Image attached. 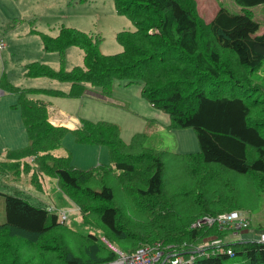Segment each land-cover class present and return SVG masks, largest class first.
<instances>
[{"label":"trees","instance_id":"1","mask_svg":"<svg viewBox=\"0 0 264 264\" xmlns=\"http://www.w3.org/2000/svg\"><path fill=\"white\" fill-rule=\"evenodd\" d=\"M232 1L241 12L221 7L206 23L195 0H113L117 14L135 26L116 33L121 52L102 54L98 36L62 27L54 38L41 35L43 51L57 52L63 61L65 50L77 47L82 65L70 71L37 62L26 65L27 77L68 82L67 93L22 89L0 77V91L17 98L12 108H18L27 138L26 146L4 150L0 172L18 180L30 171L28 183L38 191L43 190L44 176L55 177L84 224L113 241L106 250L96 235L77 232L25 196L0 193L5 212L0 264H23L24 256L32 260L38 238L43 241L38 246L42 254L59 253L61 264H109L117 252L131 255L154 244L164 252L161 263L169 257L163 264H171V255L186 259L208 237L224 236L216 226L192 227L203 216L224 214L221 202L232 196V212L244 201L264 195V92L254 80L264 64V32L258 33L260 24L249 11L264 0ZM114 79L140 83L142 97L169 115L171 128L194 131L198 152L178 157L176 171H169L163 160L167 153L148 149L144 133L127 144L115 124L80 120L70 131L75 141L107 146L109 163L87 170L71 166L68 152L60 154L67 129L52 125L47 103L31 95L80 99L87 94L86 84L104 95ZM167 172L172 187L164 181ZM231 174L247 177L246 191L235 186ZM118 193L124 206L116 201ZM130 198L135 205L132 215ZM63 244L77 253L72 248L68 252L73 255H68ZM200 250L205 251L194 253L192 264H264V242L253 239Z\"/></svg>","mask_w":264,"mask_h":264},{"label":"rangeland","instance_id":"2","mask_svg":"<svg viewBox=\"0 0 264 264\" xmlns=\"http://www.w3.org/2000/svg\"><path fill=\"white\" fill-rule=\"evenodd\" d=\"M195 2L199 16L206 23L211 21L217 10L221 7L231 13L241 12L240 7L232 0H195ZM249 11L260 24L258 33L264 32V4L250 8ZM10 13L14 14L15 17H11ZM18 13H25L31 17L25 20L15 19ZM63 26L98 36L100 38L98 48L105 55H112L122 51V46L115 39L117 32L133 31L135 29L132 21L127 16L117 14L113 0H0V40L5 43V48L0 55V77H3L14 86L24 87L34 84L43 88L66 92L69 86L68 82L52 80L47 77L28 78L24 74L25 65L31 61L45 63L55 70L59 69L62 65L66 71L71 70L74 66L82 65V52L77 47H68L67 58L65 51L63 63L59 62L57 52L42 51L41 35L54 38L59 35ZM254 80L262 87L260 89L261 92H264V64L254 76ZM85 86L87 87V94L85 96L78 100L56 97L57 99L51 100L53 108L62 109L66 114L70 113V118H80L81 120L93 123L105 122L115 124L120 131L121 140L127 144L134 135L144 133L147 135L145 146L148 149H152L157 153H167L166 155L163 154L165 156L163 160L166 167L170 169L169 171H176L175 164L178 157L193 156L198 152L199 148L194 131L191 128H171L169 115L152 107L142 97L140 83L127 84L126 80L114 79L110 84L109 90L104 95L100 94L99 88L88 84ZM0 99H3V102H6L8 99H16L13 105L17 103V98L13 95H2ZM14 109L19 111L18 108ZM50 116L55 117V120H67L66 116L58 112L52 111ZM70 125L66 124V127ZM15 131V128H13L11 132L12 134L15 133L16 137L19 132L16 131V133ZM7 140L9 141L10 138L3 140L0 136V161L4 160V149L19 148L14 147L17 146L14 145L16 144L14 142L9 143L13 145H8L13 147L5 148ZM25 140L27 144L26 136ZM61 145L63 147L60 153L68 152L67 155H70V165L74 168L87 170L109 163L107 146L102 144L80 145L75 141L72 132H63ZM103 151H105V154ZM105 156L106 159H104ZM27 161L31 163L32 159L28 158ZM29 173L21 174L19 179L15 180V176L0 172V193L25 196L30 203L46 209H51L56 205V209L61 210L59 208L65 206L63 205L65 199L70 204L71 210L70 214L66 215L65 224L79 233L96 235L100 244L103 247L106 246V250L113 247L111 243L113 242L112 238L107 234L100 232L89 224H84L76 206L57 187V179L55 177L44 176L43 184L50 189L46 190L47 192H40L29 185L28 181L31 180V172L29 171ZM231 175L236 177L234 179L235 186L243 188L246 191L247 177ZM164 176V181L168 183V186L172 187L169 181L170 177L172 178L171 173L167 172ZM177 184L173 183V185ZM184 199L185 196H183ZM255 200L250 198L243 202L239 210L232 211L241 213L243 217L249 220V228L247 227L246 229L238 228L236 223L220 225L214 222L210 224V219L217 220V216H203V218H200L196 223L200 226H206V228L210 225L216 226L219 231L221 230L224 233V236L221 238H217L216 236L208 237L201 243L200 247L193 250L194 252L191 251L189 256L194 253L198 254L200 249H206L210 246L220 247L223 244H231L243 239L259 241L260 236L264 234V195ZM116 201L124 206L121 193L116 195ZM129 205L132 207V210L128 211V213L132 215L135 211V205L131 198ZM219 207L221 210H224L223 213H230L228 209L232 208V196L227 201L221 202ZM122 218L125 219L123 216ZM4 221V202L0 195V224ZM36 241L35 244L38 248L43 241L39 238ZM63 245L64 247L61 246V249L67 250L68 255H73L71 251L68 252V249L72 250L73 247L66 249V245ZM74 245L78 246L79 244L73 243ZM37 248L36 252L32 250V253H35V257L32 260L26 261L24 256L21 263L61 264L63 262L62 259L57 257L59 253L51 252L43 255L42 251ZM73 251H75L74 248ZM17 256H19L18 253ZM166 259L164 258V260Z\"/></svg>","mask_w":264,"mask_h":264},{"label":"crops","instance_id":"3","mask_svg":"<svg viewBox=\"0 0 264 264\" xmlns=\"http://www.w3.org/2000/svg\"><path fill=\"white\" fill-rule=\"evenodd\" d=\"M12 16L11 17H15L14 16V14H12V13H10ZM29 17H31L30 15H27V14H25V13H22V14H20V13H18L17 15H16V18L15 19H23V20H25V19H28ZM64 27V26H63ZM41 45H42V41H41ZM7 47H8V45H7ZM68 50H69V48L67 49V50H65L66 51V58H67V53H68ZM42 51H43V49H42ZM45 52V51H44ZM82 52V51H81ZM2 53V52H1ZM1 53H0V55H1ZM58 54V53H57ZM64 55H65V53H64ZM58 59H59V62L60 63H63V61H64V59H63V61L62 60H60V57H58ZM34 62H37V63H40V64H44V65H47V64H45V63H41V62H38V61H31V62H29V63H27V64H30V63H34ZM26 64V65H27ZM26 65H25V73H26ZM48 66V65H47ZM48 67H50V66H48ZM75 67V66H74ZM51 68V67H50ZM52 69V68H51ZM60 69H62L63 71H66L63 67H62V65H61V67L59 68V69H57V70H55V69H53V70H55V71H58V70H60ZM72 69V68H71ZM68 71H70V70H68ZM24 73V74H25ZM26 76V75H25ZM27 77V76H26ZM28 78H30V77H28ZM35 78H39V77H35ZM10 83V82H9ZM11 84V83H10ZM14 86V85H13ZM15 87H19V86H15ZM69 87H70V84H69V86H68V90H69ZM19 88H22V89H48V90H57V89H50V88H43V87H41V86H36V85H34V84H32V85H30V86H24V87H19ZM68 90L66 91V92H64V91H61V90H57V91H61V92H63V93H67L68 92ZM4 96V94L0 91V96ZM5 96H11V95H5ZM14 96V95H13ZM31 98H33V99H37V100H40V101H43L44 103H47V105H48V113H49V116H48V121L52 124V125H54V126H59V127H64V128H66L67 129V131H72L73 129H75L78 125H79V122H80V118H74V117H71L70 118V113H68V114H66V112L64 111V110H62V109H57V108H53L54 106H52V99H57V98H61V97H52V96H48V95H44V94H32L31 95ZM93 98H96V97H93ZM63 99H69L70 100V98H63ZM3 99H0V136H1V138L3 139V140H6V138H10V140L8 141L7 140V144H5V148H7V147H13V146H8V145H13V144H9V143H16V144H14V145H17V146H14V147H19L20 148V146H24L25 144H26V140H25V133H24V129H23V127H21L22 126V122H21V119H20V116H19V111H17L16 109H14V108H12V105H13V103L16 101V99H8L6 102H3L2 101ZM76 100H78V99H76ZM52 109V110H51ZM53 111V112H58V113H60L61 115H63V116H66V119L67 120H64V119H62V120H55V117H51L50 115H51V112ZM66 124H71L69 127H66ZM13 128H15V130L16 131H18L19 133H18V135L15 137V133L14 134H12V129ZM15 131V132H16ZM17 133V132H16ZM126 143V142H125ZM63 147V146H62ZM16 149V148H15ZM5 150V149H4ZM62 150V149H61ZM104 152V154H105V151H103ZM65 152H63V153H60V154H64ZM104 159H106V156L104 157ZM43 185V189L44 190H42V191H40V192H43V191H45V192H47L46 190H48V189H50L49 187L47 188V187H45V185L44 184H42ZM45 187V188H44ZM58 187V186H57ZM69 200V199H68ZM70 201V200H69ZM64 204L63 205H65L63 208H59V209H61V210H57L56 209V205H54L51 209H50V211H52V212H54V213H56L57 215L58 214H60V213H64L65 214V216L69 213L70 214V204L69 203H67V201H65V199H64ZM61 211H64V212H61ZM69 218V217H68ZM65 222H66V220H65ZM253 235V234H252ZM233 240V239H232Z\"/></svg>","mask_w":264,"mask_h":264},{"label":"built area","instance_id":"4","mask_svg":"<svg viewBox=\"0 0 264 264\" xmlns=\"http://www.w3.org/2000/svg\"><path fill=\"white\" fill-rule=\"evenodd\" d=\"M5 48V44L2 40H0V53L2 50ZM218 219L214 220L213 218L210 219L211 223L217 222L218 224L222 225H229L232 223H236L238 228H247L249 225V220L241 213H235V212H230V213H224L217 215ZM59 219L61 222L66 220V216L64 213L59 214ZM200 225L198 223L192 225V227H199ZM211 226V225H210ZM259 242H264V234H262L259 238ZM213 248H217L219 246H210ZM204 250H199V252L202 254ZM222 251V250H221ZM194 252V251H193ZM198 252V253H199ZM213 253V250L211 251ZM207 254V253H206ZM226 254L231 256V250H227ZM164 256V252L161 249L160 244H154L152 246H146L142 248H138L133 254L128 255L124 254L121 252H117V258L109 263V264H161V259ZM195 255L190 254L186 259L180 255H171L170 258L171 264H192L195 261ZM169 258V257H166Z\"/></svg>","mask_w":264,"mask_h":264},{"label":"water","instance_id":"5","mask_svg":"<svg viewBox=\"0 0 264 264\" xmlns=\"http://www.w3.org/2000/svg\"><path fill=\"white\" fill-rule=\"evenodd\" d=\"M165 260H163L162 264L164 263Z\"/></svg>","mask_w":264,"mask_h":264},{"label":"bare ground","instance_id":"6","mask_svg":"<svg viewBox=\"0 0 264 264\" xmlns=\"http://www.w3.org/2000/svg\"><path fill=\"white\" fill-rule=\"evenodd\" d=\"M233 186V185H232ZM249 228V227H248Z\"/></svg>","mask_w":264,"mask_h":264}]
</instances>
